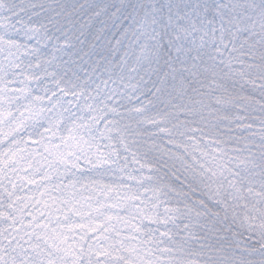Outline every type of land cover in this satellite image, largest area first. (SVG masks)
Instances as JSON below:
<instances>
[{"label": "snow or ice", "instance_id": "6c2138e0", "mask_svg": "<svg viewBox=\"0 0 264 264\" xmlns=\"http://www.w3.org/2000/svg\"><path fill=\"white\" fill-rule=\"evenodd\" d=\"M0 264H264V0H0Z\"/></svg>", "mask_w": 264, "mask_h": 264}]
</instances>
